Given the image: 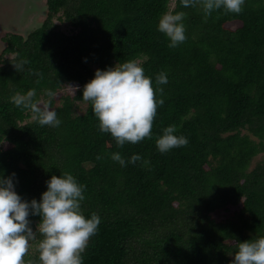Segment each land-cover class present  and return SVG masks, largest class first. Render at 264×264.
<instances>
[{
	"label": "trees",
	"instance_id": "16d2710c",
	"mask_svg": "<svg viewBox=\"0 0 264 264\" xmlns=\"http://www.w3.org/2000/svg\"><path fill=\"white\" fill-rule=\"evenodd\" d=\"M170 1L45 0L38 27L3 37L0 174L15 173V191L28 201L39 202L53 175L68 172L85 186L83 215L96 213L101 223L82 264H232L238 242L264 237V160L253 162L264 154V0L207 17L200 5L173 0L170 9ZM181 11L187 38L170 48L158 23ZM131 60L154 88L160 72L168 83L159 86L164 103L151 138L120 147L99 131L82 91L95 70ZM60 83L79 85V102ZM31 89L37 100L57 92L59 127L41 126L13 103ZM171 125L189 142L161 153L156 141ZM114 153L141 161L121 167ZM217 211L231 213L218 221ZM29 219L36 231L40 217ZM42 238L37 228L26 262L40 264Z\"/></svg>",
	"mask_w": 264,
	"mask_h": 264
},
{
	"label": "clouds",
	"instance_id": "9594fccd",
	"mask_svg": "<svg viewBox=\"0 0 264 264\" xmlns=\"http://www.w3.org/2000/svg\"><path fill=\"white\" fill-rule=\"evenodd\" d=\"M11 1L22 16V25L29 22L26 17L32 15L31 11L36 15L39 13L38 3L24 16L28 6L26 0L24 3ZM244 3L245 0H181L185 8L200 5L206 17L220 9L239 14ZM44 14L46 16V4ZM185 17L186 13L181 11L164 13L159 20L158 30L169 38L170 48L186 41ZM24 63L27 61H21V65ZM155 83L157 87L154 88L152 79L145 76L143 68L131 60L106 70H95L94 78L83 86L82 99L91 103L93 114L99 121V131L110 133L116 144L123 147L126 142L136 144L151 138L157 108L164 103L163 99L157 98L158 94L163 95V88L159 86L168 83L167 74L160 72ZM61 86L76 100L79 85L68 83ZM45 95L47 100H37L36 90L31 89L26 94L16 93L12 101L17 107L30 109L33 119L41 126L59 127L61 121L51 107L54 99L60 103L57 92L45 90ZM176 130L175 125L163 130V135L156 141L159 152L167 153L187 146L188 139L174 135ZM112 159L121 167L141 161L139 155H133L126 162L119 153H114ZM148 163L143 161L145 165ZM46 185L47 190L41 194L39 202L35 199L28 201L15 191V173L7 177L0 174V264H36V261L29 259L26 262L24 258L32 242L37 240V228L43 237L37 246L40 264H82L81 254L97 233L100 217L92 213L90 219L85 218L81 207L85 186L70 173L65 172L59 177L53 175ZM30 216L40 217L36 231H33ZM237 247L232 264H264V237L238 242Z\"/></svg>",
	"mask_w": 264,
	"mask_h": 264
},
{
	"label": "rangeland",
	"instance_id": "374dc122",
	"mask_svg": "<svg viewBox=\"0 0 264 264\" xmlns=\"http://www.w3.org/2000/svg\"><path fill=\"white\" fill-rule=\"evenodd\" d=\"M21 3H24L25 0H18ZM25 3H28V6H26L25 14L26 16L29 9L32 7L34 8L35 5L38 3L37 6H39V13L36 15V12L32 13V15H28L26 17V20H29L28 23H24L22 25V16L18 13L17 9L13 6L14 3L11 0H0V52L4 47L3 37L8 33H20L26 35L29 33L34 27H38L40 23L42 22L45 14V0H41L38 2V0H26ZM170 9L174 7L173 0L170 1L169 4ZM33 16V17H32ZM32 17V18H31ZM31 21V22H30ZM57 25L58 22H55ZM60 28L62 31H65L66 33L69 32V29L66 24L61 23ZM65 92L70 93L68 90H65ZM71 94V93H70ZM85 108V105H80V111L83 112ZM264 160V154L257 156V158L254 159V163ZM235 208L231 209V212L234 211ZM230 212V213H231ZM230 213L224 212V211H217L214 214V218L218 221L224 220Z\"/></svg>",
	"mask_w": 264,
	"mask_h": 264
}]
</instances>
